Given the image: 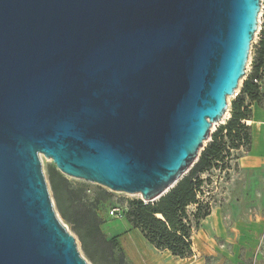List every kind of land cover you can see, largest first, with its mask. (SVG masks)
I'll return each mask as SVG.
<instances>
[{
  "label": "water",
  "instance_id": "1",
  "mask_svg": "<svg viewBox=\"0 0 264 264\" xmlns=\"http://www.w3.org/2000/svg\"><path fill=\"white\" fill-rule=\"evenodd\" d=\"M261 3L0 0V264H89L40 154L145 202L174 187L246 76Z\"/></svg>",
  "mask_w": 264,
  "mask_h": 264
},
{
  "label": "trees",
  "instance_id": "2",
  "mask_svg": "<svg viewBox=\"0 0 264 264\" xmlns=\"http://www.w3.org/2000/svg\"><path fill=\"white\" fill-rule=\"evenodd\" d=\"M253 60V71L243 80L239 93L232 102L231 117L218 126L211 140L199 155V159L178 183L157 200L145 202L134 199L124 216L140 229L149 243L156 248L168 249L178 257L193 255V229L200 225L212 209L210 200L202 199L206 190L204 173L213 168L229 166L232 150L251 146V126L243 123L250 118V104L261 98L260 85L254 78L260 76L264 67V39L259 43ZM50 185L56 205L63 218L72 225L79 236L82 248L94 264H127L126 253L117 238L104 235V222L98 212V205L111 192L100 189L93 200L88 196L85 184L72 186L70 179L56 166L49 171ZM195 205L192 212L188 208ZM160 215V216H159Z\"/></svg>",
  "mask_w": 264,
  "mask_h": 264
},
{
  "label": "crops",
  "instance_id": "3",
  "mask_svg": "<svg viewBox=\"0 0 264 264\" xmlns=\"http://www.w3.org/2000/svg\"><path fill=\"white\" fill-rule=\"evenodd\" d=\"M262 81L261 98L251 102L247 119L251 146L239 150L237 159L225 167L229 169L225 187L219 191L210 186L202 195L212 202L211 212L194 230L193 255L172 259L174 264H264V78ZM214 169L207 172L212 175Z\"/></svg>",
  "mask_w": 264,
  "mask_h": 264
},
{
  "label": "rangeland",
  "instance_id": "4",
  "mask_svg": "<svg viewBox=\"0 0 264 264\" xmlns=\"http://www.w3.org/2000/svg\"><path fill=\"white\" fill-rule=\"evenodd\" d=\"M260 27H262V26L260 25V22H259L258 29L255 33L254 39H253L252 44H251V48H250L251 53H250L249 60H248L247 66H246L247 72H246L245 78L248 76V74H250L252 72V69H253L252 63H253V60L257 54L256 50L258 48V45L262 39V31L263 30L259 31ZM240 82L242 85L243 80H241ZM237 90H240V87ZM235 98H236V95L235 96H231V95L228 96V109L226 111L227 114L220 121L219 126H220V124L226 122L231 117L230 110L232 107V102L234 101ZM210 128L212 129V134H213V132L217 131V129L219 127H218V124L213 123ZM209 140H211V139H206V141L204 142L205 146L201 148L200 154L205 149L207 142H209ZM40 160L42 163V169H43L45 178H47L49 192H51L53 206L55 207V210H56V213H57L59 220H61V222H63L66 225L68 231L73 236L76 237L78 249L81 252V254L84 256V258L88 261L89 264H94L92 261H90V259L86 255L85 251L83 250L81 240H80L79 236H77V234L74 233V231L72 229V225L63 218L61 212L59 211V208L56 205L54 193L52 192L51 185H50V178H49V171H50L51 167L56 166L55 163H53L52 158H48L44 153L40 154ZM216 174H217L216 172H213L212 173L213 177H212L207 172V174L203 176L204 179L210 178V180L209 181L207 180L206 184L204 185V188L206 191L211 189L210 186L218 187L219 191H221L222 188L225 187V183H226L225 179H228L226 177L227 175L225 176L226 178L224 177V179L222 181L219 180V182H217V184H214L213 180L217 179V177L215 176ZM65 176H67V175H65ZM67 177L73 183L72 186H74V185L78 186L79 184H85L86 185L87 191H88L87 192L88 196L84 197V200L85 199L93 200L97 196V193L101 188L106 189L107 191L111 192V194L108 197L104 198V200L101 201L98 205L99 215L101 216L102 220H104V222L101 225V228H102L104 235H106L110 239L117 238L118 241L121 243L123 250H125V253H126V259L128 262L127 264H137L136 261H141V263H143V264H174L172 262V259H176V258H178V256L172 254V252L168 249L162 250V249L156 248L152 243H149L148 240L145 238L144 234L141 233L140 229L137 227H134L130 223V221L127 219V215L123 216V217H115L114 215L111 214V210L115 207H120V208H122V210H125L126 212H128L129 207H130V205H129L130 202L134 199H142L141 194H139V193H133L132 194V193L124 192V191H115V190H111L107 186H102V185L95 183V182H91V181L88 182L84 179L77 178V177H70V176H67ZM194 209H195V205H192L188 208V211L192 212V211H194ZM195 229H196V227L193 229V231H192L193 233H194ZM136 230L138 233L136 232ZM192 241H193V238H192ZM131 247L132 248L136 247L137 249L132 250ZM189 257H191V256L182 257V258L188 259ZM102 263L103 262H100V264H102ZM180 263L186 264V263H188V261H186V262L181 261ZM188 264H190V263H188Z\"/></svg>",
  "mask_w": 264,
  "mask_h": 264
},
{
  "label": "built area",
  "instance_id": "5",
  "mask_svg": "<svg viewBox=\"0 0 264 264\" xmlns=\"http://www.w3.org/2000/svg\"><path fill=\"white\" fill-rule=\"evenodd\" d=\"M261 7L262 8H261V13L259 15L258 22H260V25L262 27H260L259 31L263 30V28H264V0H262ZM263 78H264V70H263V73L259 77L254 78V81L257 82L261 86V84L263 82L262 81ZM238 93H239V90H237L234 93V96L237 95ZM242 122L245 123L248 126L247 120H243ZM218 126H219V123H218ZM239 150L245 151V148L244 147H241L240 149H237L236 151L235 150H232L231 151L232 154H231V156H230L231 158L229 160L230 161V164H232V162L237 159V152ZM214 170L217 173L215 176L217 177V179L219 178L218 180L217 179L216 180H213V183L214 184H217V182H219V180L222 181L226 175H227L226 177L228 178V172H229V169L228 168L227 169H225V168L224 169L223 168L221 169L219 167L218 169H214ZM210 176H212V175H210ZM225 180H226L225 182H227L228 179H225ZM111 214L114 215L115 217H123L124 216V210H122V208H120V207H115V208H113L111 210Z\"/></svg>",
  "mask_w": 264,
  "mask_h": 264
},
{
  "label": "bare ground",
  "instance_id": "6",
  "mask_svg": "<svg viewBox=\"0 0 264 264\" xmlns=\"http://www.w3.org/2000/svg\"><path fill=\"white\" fill-rule=\"evenodd\" d=\"M160 216V215H159ZM138 253V252H137Z\"/></svg>",
  "mask_w": 264,
  "mask_h": 264
}]
</instances>
